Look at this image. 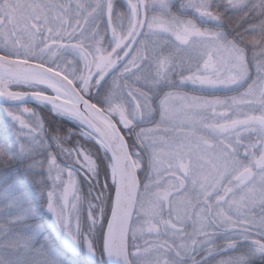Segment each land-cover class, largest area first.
Segmentation results:
<instances>
[{
    "label": "snow or ice",
    "instance_id": "1",
    "mask_svg": "<svg viewBox=\"0 0 264 264\" xmlns=\"http://www.w3.org/2000/svg\"><path fill=\"white\" fill-rule=\"evenodd\" d=\"M0 264H264V0H0Z\"/></svg>",
    "mask_w": 264,
    "mask_h": 264
}]
</instances>
